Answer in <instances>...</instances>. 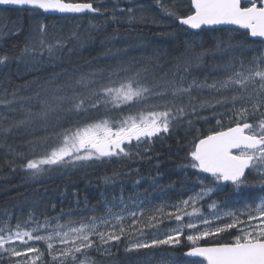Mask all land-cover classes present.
<instances>
[{
  "label": "snow or ice",
  "instance_id": "6c2138e0",
  "mask_svg": "<svg viewBox=\"0 0 264 264\" xmlns=\"http://www.w3.org/2000/svg\"><path fill=\"white\" fill-rule=\"evenodd\" d=\"M154 4L180 27L203 30L202 26L235 25L247 30V36L264 38V0H190L189 14L179 13L177 5L166 0H154ZM0 5L29 11L33 18L43 15L45 21L46 14L91 13L105 16V23H156L144 14L143 5L122 8L117 3L110 11L95 0H0ZM48 36L49 25L36 24L23 54L35 60L39 53L42 59L44 50L52 57L66 47L61 38L49 42ZM72 39L78 36L73 33ZM232 39L217 40L213 49L199 53L186 44L170 78L167 73L157 77L154 72L149 74L148 67H136L135 57L79 76L54 73L42 85L37 81L38 90L26 98L35 101V111L21 104L24 115L18 120L0 111V139L6 142L16 130L30 129L33 139L27 143L31 150L43 149L38 158H27L10 148L13 155L26 160L22 168L32 180L56 168H79L94 161L129 157L133 141L137 148L145 145L147 152L154 138L170 133L176 125L187 121L191 127L190 114L201 118L197 109L212 110L222 129L193 140L186 166L196 170L199 190L187 199L150 211L140 205L114 211L117 205L113 202L104 205L101 215H96V209L91 214L61 211L53 218L45 216L43 222L29 214L27 220L18 219L14 226L5 219L0 226V264H95L91 250L111 255L112 248L125 240L127 253L186 240L190 247L185 255L200 258L193 264H264V197L257 203L254 194L245 191L259 185L264 192V54L247 66L243 61L239 67L234 61L224 64L225 75L211 82L209 76L188 79L191 69L199 68L205 56L236 47ZM8 61L7 55H0V65ZM62 75L66 78L59 83ZM205 89L212 94L211 99L193 95ZM13 102L0 101V105L13 112ZM218 106L225 111L215 113ZM90 113L97 116L92 118ZM225 115L230 121L226 129ZM112 180L114 177H106L105 183ZM229 187L232 194L251 203L244 202L242 210L223 211L221 202L211 197ZM205 200H211L208 215L199 206ZM119 203L123 205V199ZM173 222L176 226L170 227ZM225 235L232 236L231 242H221Z\"/></svg>",
  "mask_w": 264,
  "mask_h": 264
},
{
  "label": "trees",
  "instance_id": "16d2710c",
  "mask_svg": "<svg viewBox=\"0 0 264 264\" xmlns=\"http://www.w3.org/2000/svg\"><path fill=\"white\" fill-rule=\"evenodd\" d=\"M27 13L29 11L3 9L0 15V55L9 57L7 64L0 65V101L13 100L10 107L16 109L8 112L0 105V111L6 112L14 120L23 118L21 104L25 107L32 106L36 110L35 101L29 102L26 98L38 90L37 81L42 85L54 73L79 76L97 68L115 66L119 60L128 61L135 57L138 61L136 67H148L149 74L154 72L157 77L167 73L170 78L171 73L176 70V58L185 53L186 44L193 45L199 53L213 49L217 40L232 37L231 42L236 47L214 56H205L200 67L191 69L188 76L189 80L193 76L200 80L209 76L211 82L212 78H222L225 75L222 67L224 64L234 61L239 67L243 61L247 66L254 57L264 54L263 42L251 40L245 32L231 29L192 34L177 23L166 27L129 26L110 20L105 23V16L101 22H95L92 18L100 16L47 17L45 21V17L41 15L37 24L46 22L49 25V42L61 38L66 47L57 50L52 57L44 50L43 58L37 53V59L34 60L30 55L23 54L36 25L28 18ZM97 23L102 27L93 28L92 25ZM16 24L19 25V30L11 31V27ZM73 33L78 39H72ZM155 55H158V60L152 59ZM218 65L221 67L218 68ZM65 78L62 75L58 82L62 83ZM193 95L201 99L212 97L207 89L203 93L194 92ZM21 97L25 99L21 100ZM197 111L201 118L191 114L188 117L193 121L191 127L187 121L176 125L170 133L154 138L147 152L144 150L145 145L137 148L133 141L129 157L94 161L79 168H56L43 174L38 180H32L26 175L22 168L26 160L10 151L11 148L15 152H22L27 158H38L42 154V148H37L33 153L27 143L33 139L28 134L30 129L16 130L15 134L7 137L6 142L0 139V226L5 219L10 220L14 226L18 219L27 220L29 214H34L41 222L45 216L53 218L60 215L61 211L91 214L92 209H96V215H101L104 213V205L113 202L117 205L114 211H119L127 202L124 201L121 205L118 199H127L129 195L132 198L128 200L131 203L127 205L128 209H135L140 205L145 211L187 199L193 191L199 190L196 170L186 166L193 140L202 138L213 130H222L217 126L212 110ZM224 111L225 108L219 106L215 109L217 114ZM96 116L97 113H90V117ZM229 123V117L225 115L224 129ZM106 177H114V180L106 184ZM245 191L252 192L256 202L264 197L259 185ZM225 193L212 196V200L221 202V208L227 203L226 209L238 210L240 206H244V202L251 203L246 197L232 194L230 187L225 189ZM231 239L229 235H225L221 242H231ZM126 244L125 240L118 247H113L111 255L93 249L90 251V258L95 264L186 262L182 256L188 246L184 241L179 245H163L155 248L156 250L141 249L132 253L125 252ZM46 259L50 261L51 258Z\"/></svg>",
  "mask_w": 264,
  "mask_h": 264
},
{
  "label": "rangeland",
  "instance_id": "374dc122",
  "mask_svg": "<svg viewBox=\"0 0 264 264\" xmlns=\"http://www.w3.org/2000/svg\"><path fill=\"white\" fill-rule=\"evenodd\" d=\"M95 2L101 3L109 11L117 3L119 5V7H122V8L123 7H128V6L143 5L144 14L149 16L150 18H154L156 23H151V20H150L149 23H146V24H135L136 26H151V27H161L162 26V27H166V26H170V25H173V24L176 23L174 18H169V17H164L163 16V14L159 11V9L155 7L154 0H132L131 4L128 3V0H95ZM166 2H168L169 4H173V3L176 4L179 13H181V14H189L188 9H189L190 3H188L187 0H166ZM3 9H13V8H6V7L4 8L3 7L2 9H0V15L2 14V10ZM13 10H15V9H13ZM20 11H22V10H20ZM26 15L28 16V18L34 24H37V21L40 19V16H36L35 18H33L34 14L31 13V12L27 13ZM97 16H100V15H97ZM80 18H83V17H80ZM104 19H105V17H103V16L92 18V20L95 21V22H101ZM125 25H127V24H125ZM1 29H2V27L0 26V32H1ZM18 30H19V25L18 24H16L13 27H11V31L15 32V31H18ZM131 198H132V196L129 195L127 199L124 198V197H121L118 200L123 199V201L127 202V205L128 204L131 205L130 202L128 203V200L131 199ZM209 203H211V202H207L204 205H199L201 207L202 212L205 215H208V213H209V209H208V204ZM243 207L244 206H240V208H238V210H242ZM221 209L223 211L234 210V209H226V208H224V206ZM130 210H132V209H130ZM188 211H191V208H189ZM175 226H176L175 223L170 225V227H175ZM234 232H235V230H233V233ZM229 236H230V238H232L231 235H229ZM183 241L187 244V246L189 248L190 245L188 244V242L186 240H183ZM209 241H211V238H209ZM202 242H205V241H201L200 244ZM41 247L43 249L42 245H41ZM142 250H156V249L152 248V249H142ZM163 264H177V262L173 263L172 261H170L169 263H163ZM182 264H188V263L183 262ZM189 264H193V263L190 262Z\"/></svg>",
  "mask_w": 264,
  "mask_h": 264
},
{
  "label": "bare ground",
  "instance_id": "6f19581e",
  "mask_svg": "<svg viewBox=\"0 0 264 264\" xmlns=\"http://www.w3.org/2000/svg\"><path fill=\"white\" fill-rule=\"evenodd\" d=\"M3 8V6L2 5H0V9H2ZM5 8V7H4ZM13 9H15V10H18V11H20L19 9H17V8H13ZM47 15V17H55V18H80V17H86V16H97V15H95V14H91V13H89V14H87V15H85V14H59V13H56V14H46ZM43 16V15H42ZM5 27H6V24H5ZM9 27H11L10 25H9ZM8 28V27H7ZM183 28L184 29H187L188 30V28H187V26H183ZM9 32V31H8ZM7 33V32H6ZM31 34V33H30ZM201 245L202 246H207V244H203V242L201 243ZM189 249V248H188ZM188 249L186 250V251H188ZM186 251H184L183 252V256L182 257H184V259L186 260V263H190V262H196V261H199V259H190V258H187V257H185L186 255L184 254ZM170 262V261H169ZM169 262H166V263H169ZM173 263H175V262H173ZM163 264V263H162Z\"/></svg>",
  "mask_w": 264,
  "mask_h": 264
},
{
  "label": "water",
  "instance_id": "95a60500",
  "mask_svg": "<svg viewBox=\"0 0 264 264\" xmlns=\"http://www.w3.org/2000/svg\"><path fill=\"white\" fill-rule=\"evenodd\" d=\"M3 6V5H2ZM3 7H6V8H15V7H13V6H3ZM209 27H214V28H218V29H222V28H233V29H236V30H242V31H247V30H245V29H240V28H238V26H235V25H221V26H202V29H209ZM194 30H201V29H194ZM252 39H254V40H260V41H264V38H260V37H255V38H253V37H251ZM187 252V251H186ZM185 252V253H186ZM184 253V254H185ZM185 257H187V256H185ZM187 258H190V259H199L200 260V258H193V257H187Z\"/></svg>",
  "mask_w": 264,
  "mask_h": 264
}]
</instances>
